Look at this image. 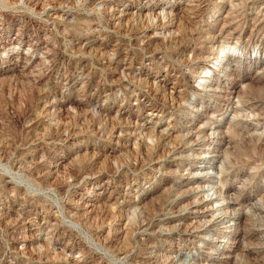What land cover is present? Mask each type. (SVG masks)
I'll return each mask as SVG.
<instances>
[{
	"label": "rangeland",
	"instance_id": "374dc122",
	"mask_svg": "<svg viewBox=\"0 0 264 264\" xmlns=\"http://www.w3.org/2000/svg\"><path fill=\"white\" fill-rule=\"evenodd\" d=\"M0 55V264H264V0H0Z\"/></svg>",
	"mask_w": 264,
	"mask_h": 264
},
{
	"label": "built area",
	"instance_id": "2783aa9c",
	"mask_svg": "<svg viewBox=\"0 0 264 264\" xmlns=\"http://www.w3.org/2000/svg\"><path fill=\"white\" fill-rule=\"evenodd\" d=\"M3 55H4V54H3ZM1 57H2V56L0 55V60H1V62H0V66L2 67V66H3V65H2V61H3L2 59H3V57H2V59H1ZM3 63H4V62H3ZM2 68H3V67H2ZM0 71H3V70L0 69Z\"/></svg>",
	"mask_w": 264,
	"mask_h": 264
},
{
	"label": "bare ground",
	"instance_id": "6f19581e",
	"mask_svg": "<svg viewBox=\"0 0 264 264\" xmlns=\"http://www.w3.org/2000/svg\"><path fill=\"white\" fill-rule=\"evenodd\" d=\"M216 91V90H215ZM234 217V216H233Z\"/></svg>",
	"mask_w": 264,
	"mask_h": 264
}]
</instances>
